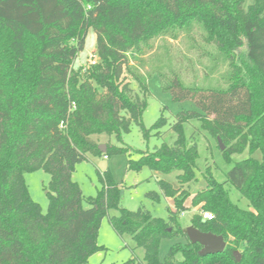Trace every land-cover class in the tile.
Here are the masks:
<instances>
[{"label": "trees", "instance_id": "trees-1", "mask_svg": "<svg viewBox=\"0 0 264 264\" xmlns=\"http://www.w3.org/2000/svg\"><path fill=\"white\" fill-rule=\"evenodd\" d=\"M195 25L208 46L229 61L225 84H185L179 72L166 73L159 58L160 65L146 70L145 57L157 41L177 40ZM91 29L97 63L76 69ZM245 45L240 68L234 51ZM154 75L175 102L192 101L198 109L180 112L169 125L177 134L174 144L164 143L129 164V170L178 173V189L159 181L162 195L174 201L167 221L143 208H121V189L109 172L96 197H85L73 181L88 153L110 157L130 151L108 146L103 153L94 135L122 142L136 125L148 139L168 126L164 117L151 129L143 124L148 78ZM191 121L222 141L226 160L249 153L224 182L207 169L206 187L191 201L201 207L192 226L227 243L223 253L207 257L179 223L191 197L183 187L198 181L199 148L184 135ZM257 152L261 159L253 156ZM38 170L51 177L46 214L24 177ZM232 189L254 210L236 204ZM148 197L161 200L157 192ZM112 209L120 215L110 217L111 226L144 249L146 264H264V0H0V264H86L103 249L101 222ZM205 212L214 218L205 220ZM178 236L187 241L172 246L162 261V240Z\"/></svg>", "mask_w": 264, "mask_h": 264}, {"label": "rangeland", "instance_id": "rangeland-1", "mask_svg": "<svg viewBox=\"0 0 264 264\" xmlns=\"http://www.w3.org/2000/svg\"><path fill=\"white\" fill-rule=\"evenodd\" d=\"M204 31L195 25L190 32L182 33L177 40H159L153 53L147 55L146 70L152 66L160 65L158 58L167 66L165 72L170 73L172 70L179 72L185 84L210 85L219 81L223 84V76L230 70L228 60L219 56V52L214 47H209L205 42ZM165 48V49H164ZM96 51V35L93 29L89 31L86 49L77 59L75 68L89 67L92 56ZM247 46L235 50L237 56L234 63L240 68L245 66ZM98 60V58H96ZM170 66V68H169ZM234 67V66H233ZM171 69V70H170ZM135 87L136 84H134ZM149 95L148 107L143 116V124L147 129L161 118L168 120V126L161 131V135L152 133L150 138H145L139 126L134 125L129 134L123 136L122 142H119L116 136L94 135L92 138L99 144L118 148H130V151L124 154L106 156H95L91 153L86 155L83 162L76 166L73 174V181L82 189L85 197H96L105 187L102 178L106 172H109L110 179L121 189L120 207L129 211L136 212L140 208L146 209L156 218L164 220L169 219V210H175L174 201L162 195L159 181H166L178 189L179 183L176 180L177 172L164 174L153 171L150 168L142 170H129L130 161H138L145 152H152L161 147L164 143L172 145L177 139V134L170 128L176 120V116L182 111H198L192 101L175 102L172 94L163 90L162 80L158 75L148 78ZM184 135L188 140H193L199 148V157L196 161V173L198 181L185 185L183 188L191 193V197L186 201V211L180 214L179 223L183 230L187 231L192 226L194 214L200 212L201 207H192L191 201L199 191L206 187V181L203 173L210 169L214 177L220 182L225 181V175L232 167L247 158L249 153L234 155L228 161L219 149L218 142L210 137L207 132L201 129L198 121H191L184 125ZM261 159L262 155L257 152L253 155ZM25 181L30 191L31 198L38 203L44 214L49 209L48 187L51 181L50 175L44 170L35 172H26ZM157 192L161 194L160 202L154 201L148 197V193ZM232 200L241 208L253 211V207L248 200L241 194L232 189ZM88 206L85 205V208ZM120 211L112 209L109 211L101 222L98 236L100 249L93 254L86 264H126L132 260L136 264H146L144 261L145 251L137 248L131 237L119 236L110 224V217L119 216ZM187 241L185 237L178 236L172 239H163L160 245V259L163 261L169 250L175 244H184ZM179 259H182L180 254Z\"/></svg>", "mask_w": 264, "mask_h": 264}, {"label": "water", "instance_id": "water-1", "mask_svg": "<svg viewBox=\"0 0 264 264\" xmlns=\"http://www.w3.org/2000/svg\"><path fill=\"white\" fill-rule=\"evenodd\" d=\"M219 145L221 150L225 149L224 144L219 139ZM101 152L106 153L107 147L105 145L99 146ZM188 239L192 244H200L202 250L200 256L207 257L209 255H215L223 253L226 249L227 243L223 236L214 235L212 233L202 232L195 227L191 226L186 231Z\"/></svg>", "mask_w": 264, "mask_h": 264}, {"label": "built area", "instance_id": "built-area-1", "mask_svg": "<svg viewBox=\"0 0 264 264\" xmlns=\"http://www.w3.org/2000/svg\"><path fill=\"white\" fill-rule=\"evenodd\" d=\"M96 58H97L96 56H92L89 66H93L97 63ZM203 218L205 220H212L214 218V216H213V214H211L209 212H205V213H203Z\"/></svg>", "mask_w": 264, "mask_h": 264}]
</instances>
